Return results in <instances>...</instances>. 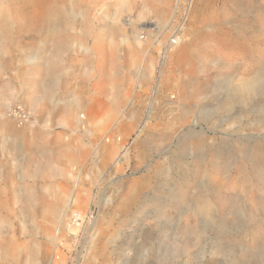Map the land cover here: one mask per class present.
Listing matches in <instances>:
<instances>
[{
  "label": "rangeland",
  "instance_id": "1",
  "mask_svg": "<svg viewBox=\"0 0 264 264\" xmlns=\"http://www.w3.org/2000/svg\"><path fill=\"white\" fill-rule=\"evenodd\" d=\"M38 3L0 0V264H264V0Z\"/></svg>",
  "mask_w": 264,
  "mask_h": 264
},
{
  "label": "bare ground",
  "instance_id": "2",
  "mask_svg": "<svg viewBox=\"0 0 264 264\" xmlns=\"http://www.w3.org/2000/svg\"><path fill=\"white\" fill-rule=\"evenodd\" d=\"M34 5H35V11H34V17L36 18V19H39V18H41V10H40V7H39V3H38V0H34ZM3 9V8H2ZM3 11H5L6 12V10L5 9H3ZM16 11V10H15ZM14 12V11H13Z\"/></svg>",
  "mask_w": 264,
  "mask_h": 264
}]
</instances>
